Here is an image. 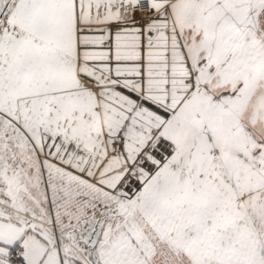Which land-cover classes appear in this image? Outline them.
<instances>
[{
  "label": "snow or ice",
  "instance_id": "snow-or-ice-1",
  "mask_svg": "<svg viewBox=\"0 0 264 264\" xmlns=\"http://www.w3.org/2000/svg\"><path fill=\"white\" fill-rule=\"evenodd\" d=\"M0 264H264V0H0Z\"/></svg>",
  "mask_w": 264,
  "mask_h": 264
}]
</instances>
